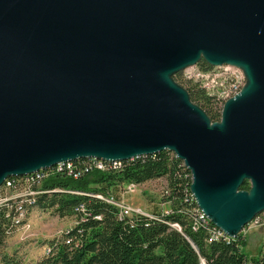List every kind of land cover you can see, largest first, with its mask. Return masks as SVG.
I'll use <instances>...</instances> for the list:
<instances>
[{
  "label": "water",
  "instance_id": "obj_1",
  "mask_svg": "<svg viewBox=\"0 0 264 264\" xmlns=\"http://www.w3.org/2000/svg\"><path fill=\"white\" fill-rule=\"evenodd\" d=\"M199 62L245 79L216 122L173 78ZM162 151L229 237L264 212V0H0V187Z\"/></svg>",
  "mask_w": 264,
  "mask_h": 264
},
{
  "label": "trees",
  "instance_id": "obj_2",
  "mask_svg": "<svg viewBox=\"0 0 264 264\" xmlns=\"http://www.w3.org/2000/svg\"><path fill=\"white\" fill-rule=\"evenodd\" d=\"M173 78L212 122L219 121L221 110L214 108V98L179 74ZM113 164L119 167L85 171L74 163L77 178L66 172L52 174L41 182L38 190L41 193L28 202L0 206V246L21 224L16 222L20 211L26 214L38 209L51 210L60 218L75 217L76 223L51 240L48 252L34 264H202L201 261L204 264H244L249 260L239 239L209 242L212 226L196 225L198 207L190 192V172L171 152L162 151ZM161 178L167 181L168 195L163 201L169 203L170 210L165 215L156 214L153 219L140 215L120 217L115 206L97 198L98 195L109 197V190L116 186L140 185ZM18 179L8 180L17 184ZM240 189L248 190L249 183L244 182ZM259 254L251 260L252 264H264V246ZM1 264L24 263L4 255Z\"/></svg>",
  "mask_w": 264,
  "mask_h": 264
},
{
  "label": "rangeland",
  "instance_id": "obj_3",
  "mask_svg": "<svg viewBox=\"0 0 264 264\" xmlns=\"http://www.w3.org/2000/svg\"><path fill=\"white\" fill-rule=\"evenodd\" d=\"M229 72L236 76L233 82L230 76L225 75ZM177 74L184 80H191V83L197 84L205 91L207 96L214 98L216 111L218 109L222 110L227 99L225 90L229 85L237 83L236 85L240 87L238 89L241 90L245 84L242 72L232 66L210 67L199 62ZM94 170L102 171L100 169ZM20 179L22 178L20 177ZM20 179H18L15 188H0V206L16 201L25 203L41 193L38 191L41 189V182L33 185ZM109 195L115 203L117 202L116 204L119 203V205L128 209L132 216H137L135 215L137 213L140 216L153 219L157 217L156 214L165 215L170 210L169 203L163 201V198L168 195L167 181L164 178L140 185L124 184L116 186L109 190ZM16 222L21 224L0 246V264L4 255L16 257L24 264H34L48 252L46 251L48 243L54 238L60 237L66 230L73 228L76 219L75 217L60 218L55 216L51 210L31 209L22 217H19ZM239 240L242 241L243 252L248 259L255 258L259 254L264 244V212L258 214L255 219L245 226L242 234L240 233Z\"/></svg>",
  "mask_w": 264,
  "mask_h": 264
},
{
  "label": "built area",
  "instance_id": "obj_4",
  "mask_svg": "<svg viewBox=\"0 0 264 264\" xmlns=\"http://www.w3.org/2000/svg\"><path fill=\"white\" fill-rule=\"evenodd\" d=\"M225 75L230 76V79L232 80V82L236 77V76H233V74H231L230 72H229V74H225ZM198 76L201 77L200 74H198ZM242 80H244V79H242ZM236 84L237 83L231 84L226 88V90H225L226 91V98H230V97L234 96L235 88H240ZM78 166L81 169H84L85 171H91L94 169H100V170L104 171V170L119 167V166H115L113 164V162H104V161H98L95 159H88V158L83 160V162L78 164ZM76 170L77 169H76L75 165H62V163H59V164L53 166V171H42V170H40L38 172L30 174V179H21V180H25L26 182H30L31 184L34 185V184H38L39 182H42L47 176H50V175L56 174V173H64V172H66V174L69 176L77 178L78 174H77ZM16 186H17V184H14L13 181L6 180L2 188H5V187L6 188H15ZM191 196H192V194H191ZM108 199L112 200V198H110V197ZM118 205H119V203H118ZM119 206L122 208V216H120V217H132V214L130 213V211L128 209L124 208L122 205H119ZM18 209L21 210L20 207H18ZM135 215H139V214L136 213ZM207 220H208V218L204 215V213L202 211H196V214H195L196 225L206 227ZM242 231L240 232L241 234H242ZM240 233L238 234V236L236 238H231L227 234L225 235V237L230 238V242L235 241V240L239 239ZM217 237H218L217 234H215L213 231L209 230V242L217 241ZM263 246H264V244L262 245V247ZM262 247H261V249H262ZM259 255L260 254H258L255 258H257ZM252 259H254V258H250L248 261L244 262V264H252L251 263ZM202 264H204L203 261H202Z\"/></svg>",
  "mask_w": 264,
  "mask_h": 264
},
{
  "label": "bare ground",
  "instance_id": "obj_5",
  "mask_svg": "<svg viewBox=\"0 0 264 264\" xmlns=\"http://www.w3.org/2000/svg\"><path fill=\"white\" fill-rule=\"evenodd\" d=\"M226 66V65H225ZM243 75V74H242ZM243 78H244V76H243ZM238 88H235V91L237 90ZM242 89V88H241ZM234 91V92H235ZM241 91V90H240ZM239 91V92H240ZM239 92H238V94H239ZM237 95V94H236ZM235 96V95H234ZM234 96H232V97H234ZM232 97H230V98H232ZM229 99V98H228ZM88 159H94V158H88ZM83 160H85V159H78V160H75V161H67V162H64V163H62V165H73L74 163H77V164H80V163H82L83 162ZM95 160H97V159H95ZM130 160H132V159H130ZM98 161H103V160H98ZM104 162H109V161H104ZM115 162H124V161H115ZM114 161H113V163H115ZM42 171H53V167H51V168H48V169H45V170H42ZM23 179H30V175H27V176H25ZM8 180V179H7ZM5 183V182H4ZM4 185V184H3ZM3 185L0 187V188H2L3 187ZM110 197V196H109ZM109 197H107V198H102L101 196H97V198H100V199H103L104 201H106L107 203H109L110 205H113V206H115L117 209H118V211H119V216H122V208L121 207H119V205L118 204H116L114 201H112L111 199H108ZM194 199V198H193ZM195 201V200H194ZM196 203V202H195ZM194 204V203H193ZM194 207H196V206H194ZM121 211H120V210ZM19 210V209H18ZM196 211H201L199 208H197V210ZM21 212V214L19 215V217H22L23 216V214H24V212L23 211H20ZM212 226L211 227V229H210V231H213L215 234H217L218 235V237H217V241H226V242H230V238H226L225 237V235H226V233L225 232H223L221 229H219V228H217L216 226H214L210 221H209V219L207 220V222H206V228L208 227V226ZM171 227H173V228H176V229H179V227L177 226V225H171ZM201 263H202V261H201Z\"/></svg>",
  "mask_w": 264,
  "mask_h": 264
},
{
  "label": "flooded vegetation",
  "instance_id": "obj_6",
  "mask_svg": "<svg viewBox=\"0 0 264 264\" xmlns=\"http://www.w3.org/2000/svg\"><path fill=\"white\" fill-rule=\"evenodd\" d=\"M239 91H240V90L237 89V90L234 92V95L238 94Z\"/></svg>",
  "mask_w": 264,
  "mask_h": 264
}]
</instances>
